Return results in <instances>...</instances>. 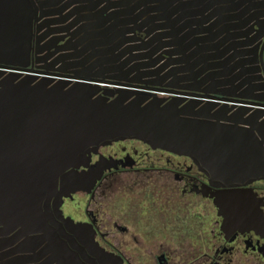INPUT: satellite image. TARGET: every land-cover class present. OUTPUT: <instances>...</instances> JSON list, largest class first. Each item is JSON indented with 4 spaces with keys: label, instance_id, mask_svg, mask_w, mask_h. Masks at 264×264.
Instances as JSON below:
<instances>
[{
    "label": "water",
    "instance_id": "95a60500",
    "mask_svg": "<svg viewBox=\"0 0 264 264\" xmlns=\"http://www.w3.org/2000/svg\"><path fill=\"white\" fill-rule=\"evenodd\" d=\"M82 2L0 0V66L11 70L0 80V264H118L78 225H67L69 235L51 222L49 200L61 195L59 181L63 193L74 191L75 174L68 170L83 163L91 148L100 144L136 138L191 155L217 173L219 162L228 172L236 169L238 159L252 160L246 149L252 137L257 158L264 163V142L258 139L264 136V105H257V132L247 135L244 103L239 106L243 108L239 126L223 124L215 116L219 108L183 103L188 94L167 99L144 86L118 82L111 89L90 72L98 66L93 75L103 76L144 58L148 60L134 62L126 73L143 67L150 68L145 75L152 76L169 67L163 74L170 75L193 58L210 61L200 72H216L218 59L224 56L225 66L236 58L229 46L218 54V45L242 36L231 34L228 21L239 17L243 28L264 14L258 12L264 0H238L235 5L234 0H113L95 12L98 2H88L87 7ZM70 3L80 4L75 8L86 12H77L71 20L70 26L78 25L69 33V44L53 52L79 59L75 65L80 71L59 79L31 73L27 66L33 52H42L34 48V22L48 17L51 23H61L53 16ZM109 7L113 10L103 14ZM223 21L228 23L219 25ZM193 24L206 26L198 29ZM136 31L145 34L141 44L134 43ZM164 55L166 60L156 65ZM244 168L241 164L239 170ZM84 249L94 256L87 262L78 256H84Z\"/></svg>",
    "mask_w": 264,
    "mask_h": 264
},
{
    "label": "flooded vegetation",
    "instance_id": "af4514ba",
    "mask_svg": "<svg viewBox=\"0 0 264 264\" xmlns=\"http://www.w3.org/2000/svg\"><path fill=\"white\" fill-rule=\"evenodd\" d=\"M59 1L63 5L69 0ZM112 1L84 0L81 5L98 2L95 12ZM79 5L70 3L53 16L63 20L61 23H51L48 17L34 22V48L42 52H33L27 66L31 73L59 79L61 75L75 74L72 70L80 71L75 65L79 59L53 52L69 44V33L78 25L70 26L71 20L86 12H78L75 7ZM218 7H224V3H218ZM112 10L109 7L103 14ZM68 12H72L71 16L65 18ZM235 12L239 10L230 11ZM258 12L264 13V5ZM228 22L231 34L242 36L218 45V54L229 46L236 58L225 66L224 56L218 59L216 72H200L210 61L193 58L188 64L182 62V70H172L170 75L163 74L169 67L152 76L145 75L150 68L143 67L126 73L134 62L148 60L144 58L120 70L105 71L103 76L100 72L93 75L97 66L90 71L91 76L102 79L111 89L118 82L144 86L167 99L177 93L188 94L183 103L196 108H219L215 116L223 124L238 125L243 110L239 106L244 103L249 123L243 126L247 135L256 133L257 105H264V14L243 28L239 17ZM192 26L201 29L206 24ZM223 36L224 33L217 39ZM142 39L145 40L144 32L136 31L134 43L141 44ZM243 43L249 45L243 47ZM166 58L164 55L156 65ZM226 69L233 71L224 72ZM0 70L5 71L0 73V80L11 71L4 66ZM112 74L118 77H110ZM248 139L246 149L253 155L252 160L238 159L236 169L228 172L225 163L219 162L221 168L217 173L209 170L208 163L203 164L191 155L153 147L136 138L100 144L91 148L83 163L68 170L75 174L74 191L63 193L59 181L57 191L61 195L49 200L51 222L60 224L69 235L72 233L67 225H78L118 264H264V163L257 158V142L252 137ZM258 139L264 142V136ZM262 147L264 151V143ZM241 164H245L242 171ZM83 254L78 256L85 262L94 257L85 249Z\"/></svg>",
    "mask_w": 264,
    "mask_h": 264
}]
</instances>
